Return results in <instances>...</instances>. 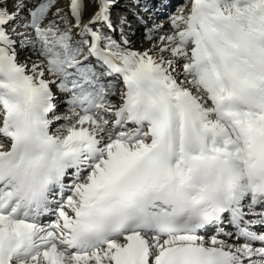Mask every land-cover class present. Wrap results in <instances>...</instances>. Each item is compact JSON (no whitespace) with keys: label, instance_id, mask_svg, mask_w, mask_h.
<instances>
[{"label":"snow or ice","instance_id":"1","mask_svg":"<svg viewBox=\"0 0 264 264\" xmlns=\"http://www.w3.org/2000/svg\"><path fill=\"white\" fill-rule=\"evenodd\" d=\"M56 4L0 0V264H264V0L143 51L115 0Z\"/></svg>","mask_w":264,"mask_h":264},{"label":"rangeland","instance_id":"2","mask_svg":"<svg viewBox=\"0 0 264 264\" xmlns=\"http://www.w3.org/2000/svg\"><path fill=\"white\" fill-rule=\"evenodd\" d=\"M190 7L191 0H115V6L111 10L113 22L117 23L121 17H124L130 22V26L123 29V32H125L123 37L120 36L121 29L119 27H117L115 33L111 34L114 39H127L130 42V46L136 45L138 41L148 39L155 33L156 29L163 27L165 22H167L170 32V18L182 11H187ZM56 8L66 13L68 11V0H57ZM56 8L53 9V13ZM51 18L50 16L49 19ZM105 31L108 30L105 29ZM17 51L19 60L31 59L33 61L41 59L38 53L30 48H18ZM54 91L57 93L58 89H54ZM56 95L59 108L64 109L66 105L60 103V100L66 94L60 93V95ZM113 101H116V98ZM224 229V232L229 231L227 226ZM233 237H235V234H233Z\"/></svg>","mask_w":264,"mask_h":264},{"label":"bare ground","instance_id":"3","mask_svg":"<svg viewBox=\"0 0 264 264\" xmlns=\"http://www.w3.org/2000/svg\"><path fill=\"white\" fill-rule=\"evenodd\" d=\"M94 10L95 9L92 6H89L86 9V14H85V17H84L85 21L88 19V17H90L92 15V13L94 12ZM163 22H165V21H163ZM166 32H169V27L167 26V22H165V24H164L163 27H161L159 29H156L155 33L152 34L150 37L147 36L148 39H146V40L143 39L141 41H138V44L131 45V48L134 49V50H137V51L147 50V49L151 48L153 46V44L159 43L160 36L163 35ZM20 61L21 62H28L30 64L32 60L31 59H27V60L20 59ZM107 79L108 78H105V80H107ZM56 89H58V88H56ZM56 94H59L60 95L59 89H58V92ZM115 98L116 97H113V99H115ZM226 224H227V222L225 223V225ZM230 225H231V227L234 230H236V228H235L234 225H232L231 223H230ZM252 230H254V231L258 232V233H264V227H263V225H254V226H252ZM210 234H214V233H210ZM232 242H240V241H236L235 238H234L232 240Z\"/></svg>","mask_w":264,"mask_h":264}]
</instances>
